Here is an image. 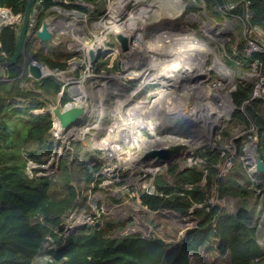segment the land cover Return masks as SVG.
Masks as SVG:
<instances>
[{
    "label": "trees",
    "instance_id": "obj_1",
    "mask_svg": "<svg viewBox=\"0 0 264 264\" xmlns=\"http://www.w3.org/2000/svg\"><path fill=\"white\" fill-rule=\"evenodd\" d=\"M75 1L43 0L37 27L42 25L54 5L86 12L83 6L74 4ZM78 1L94 4L98 0ZM202 1L205 6L221 8L224 3H247L249 23L264 31V0ZM26 4L27 0H0V8L9 10L13 15L24 13ZM97 8L101 10L99 6ZM237 10L239 12L240 8ZM16 41L14 27H1L0 57H10ZM43 46L45 43L31 36L26 40L18 59L0 70V264H32L45 237H50L56 244L54 249L45 251L54 264H255L264 261V252L257 242L258 220L254 221L256 205L251 207V211L239 206L235 212L228 214L219 204H209L214 193L218 202L233 198L237 199L238 204L240 201L249 203L253 192L236 184L230 176L217 177L215 166L220 161V152L217 150L196 154L195 158L203 161L202 169L192 166L178 170L176 164L169 165L167 174L172 178L171 183H162L161 178L158 180L160 175H155L153 184L162 196L138 195V204L148 212L161 215L172 213L180 221L181 218L191 217L196 223V227L176 244L159 237H145L141 233L124 235L123 232L133 225L131 219L109 221L104 220V216L100 217L97 227H80L75 235L68 236L66 240L58 238L63 218L74 208L79 198L80 190L72 185L79 177L74 176L73 170L64 161L58 164L57 180L54 176L44 177L32 173L29 178L26 174L28 161L39 165L44 156H50L53 152L54 139L49 135L52 129L51 116L36 112L56 102L62 85L52 77L39 80L28 77L27 66L35 62L50 70H65L71 55L56 57L53 53L45 52ZM243 47L242 42L235 47V53H238L236 58L241 62L245 61L239 55ZM226 49L228 53L231 52L228 47ZM256 57L264 65V55ZM115 69L116 66H113V71ZM86 80L89 79L84 74L76 87ZM251 90L250 83L236 85L231 94L236 109L231 117L241 125L246 126L249 121L255 126L259 139L257 155L264 161V100H250ZM81 93L77 100L82 99ZM227 99L225 95L224 101ZM69 100L70 97L65 93L61 97V104ZM245 101L249 102L241 112L239 108ZM57 132L54 129L55 135ZM243 141L244 137L235 141L234 162L241 155ZM57 145L60 143L57 142ZM79 164L85 169L80 180L87 186L100 170L101 164L96 163L91 167ZM99 180L97 176L96 182ZM53 186H56L54 190ZM259 204L262 208L257 215L264 211V198ZM179 224L186 223L181 221ZM53 230L57 233L54 234ZM203 247L209 249L201 252ZM210 250L216 256L210 257Z\"/></svg>",
    "mask_w": 264,
    "mask_h": 264
},
{
    "label": "rangeland",
    "instance_id": "obj_2",
    "mask_svg": "<svg viewBox=\"0 0 264 264\" xmlns=\"http://www.w3.org/2000/svg\"><path fill=\"white\" fill-rule=\"evenodd\" d=\"M108 1L111 0H104V3L102 2L103 10L100 13L105 11L106 3L108 5ZM163 1L165 3V1L168 2L169 0ZM163 1L150 0L149 4L155 3L154 5L156 6L164 4L161 3ZM149 9H152V11L156 12V15H159V17H156L154 14L149 19L144 18V21H141L142 23L139 22L132 26L131 20L133 19H129V22L127 23H116L114 28L106 27L107 23H104V34H101L100 36L98 34H94L95 37L92 45H89L88 39L83 41V44L86 46L85 50L96 45L101 49L99 57H96L97 55L94 53L95 61L93 63H91V60L89 59L88 52L90 49H88L87 59L89 63L93 65L90 73L86 74L89 80L82 82L80 84L81 86H78L79 88L75 87L74 91H76L78 95L80 91L83 92L80 95L85 97L83 100L86 101L88 109L85 113H88L90 110V112L87 114L88 124H92L93 121H95L94 126L96 128L104 129L106 132L105 137L102 138L103 140L101 141V144L104 146L99 147V144L97 143L102 135L99 134V136L95 135L93 137V131H89L87 134H82L81 137L79 134H75L76 137H74L58 132V135L57 133L55 135L53 132L57 127L56 124L54 125L53 121V131L52 136H50L52 139H54L52 144V154L50 156H44L41 159L39 165L28 161L26 174L29 178L32 176V173H36L38 176H54L53 178L57 180L59 178V174H57L58 164L60 161H64L66 162V165H69L70 169L73 170L74 176L79 177L72 184L74 187L80 190L79 198L77 199L72 210L73 214H76L79 211H84L85 214L94 218L93 223H97L98 225H100L101 216L105 217L104 220L109 221L115 220L117 217L118 220H125L129 218L133 222V225L123 232L124 235L141 233L145 237H159L166 239L169 243L176 244V242L182 239L186 232L196 227V223L193 220L190 223H187L190 219H192L191 217L181 218V221L186 223L185 225H181L179 224V222H181L180 219H176L172 213H166L165 215L149 214L138 204L135 198H132L131 200H123L118 204L117 207L115 206V191H117V188L120 187V185L125 184L128 185V187L135 189L138 181L149 179V171L148 168L143 166L144 164L140 162L138 164L136 161V165L134 164V166L131 163V159L119 160L120 157L115 155L117 152H113L115 149H117V146L113 141H111L113 138L112 135L113 133L118 132L120 128L115 122V114L110 113L111 110H114L115 104L119 100L121 94L123 95L124 99L128 98V91L123 92L119 89L124 88L122 85H134L133 87L137 88V92L135 88H131V94H135L139 102L145 100H154L155 102V100L163 99L153 104V106H158L156 109H152L154 114H158L154 119H158L159 117L163 118L165 114V117L167 118L162 120L163 124L167 127H172L176 122L182 120V118L181 115H179L175 120L174 116L172 120V118L169 116V113H180V108L184 103L189 101L191 105H195L198 109V114L200 115H202L203 109L207 112H213V110H216V108L214 104L208 100L210 96L213 97L216 94H219L222 100V97L224 96L222 92L229 89L227 84L239 85L251 83L254 85L255 79L249 75L248 60H243L244 62H241L236 58L238 53H235V47L239 42H245L239 27H235L234 34L232 31H230L229 28L235 26V20L229 18L226 15V9H222L221 7L215 5L205 6L202 0H180L176 8V10H178V14L175 17L173 16L175 14L173 12L170 13V11L169 14H167L169 17H162L163 14H159L163 13L161 7L154 8L153 5H150ZM95 10L96 8L93 11ZM186 11L196 14L199 19L197 20L196 17H193L192 15H189V17L193 18V20L189 17L186 18ZM94 13L95 12L91 11L89 16L93 18L92 14ZM50 16L53 15L51 14ZM207 20L211 22L210 25L207 23ZM227 20L230 22L229 26L226 25ZM72 25L75 26L74 28L77 27V24ZM127 25H130V27L127 28ZM74 28H72L70 32H73L75 30ZM88 31L90 33H93L94 31V29L91 27V24L88 27ZM118 31L125 35H127L129 32L136 34L134 50L138 54L140 53L143 59L148 62V67H150L148 68L149 74H146V71L142 73L135 70H139L137 67L139 58L134 57L133 60L136 62V66L133 64L128 65L126 72L127 74L123 76L125 66L122 60L124 61L125 59L121 58V56L117 54L119 52L118 50L115 51V38L111 35H108L109 33L116 34ZM187 32L189 35L186 34ZM90 33L88 34V37H90ZM134 34L132 35L133 37H135ZM105 35L107 37L104 41ZM168 35L173 37L170 42L172 44V48L175 46L177 47L176 49L174 48L175 50H171L170 52L168 49H166V45H162V48L159 47L160 42ZM56 37L57 40L52 38L50 43H45V50L49 54L53 53L56 57L60 58L63 55H71V57L74 56L73 58L75 62H80L83 60L84 50L74 47L71 51L73 45L71 44V37L68 33L56 35ZM157 41L158 46L155 47ZM174 42L175 44H173ZM178 43L180 44V47ZM192 43H196L200 46V50L197 53L196 51L194 52V49H190ZM182 44L186 45L183 46ZM227 47L231 49V52H227ZM151 48L156 49L158 56L153 57V55L149 54V50ZM164 50H167L166 55L162 54V51ZM191 50H193V53ZM214 52L219 57L218 61H214ZM168 54H179L177 62L178 64L180 63L179 73L175 72L174 70H162L164 63L170 61L169 57L167 56ZM149 55L151 57H149ZM84 56L86 58V55ZM174 58V56H171L172 64L175 60ZM140 59L142 58L140 57ZM222 63L225 64L226 68L232 70V73L234 74H232V76H234V83L230 82V78L226 76V69ZM80 64L79 70L74 69L63 78L64 83L80 80L85 72L86 63ZM145 65L146 64H143L142 66ZM214 65H217L216 69H214ZM113 66H116L114 71ZM130 66L134 69H132ZM186 66H188V68ZM76 70H78L75 74L76 76L73 77V72ZM183 73L186 76L183 75L181 77ZM119 75H122L119 78V81L121 82L118 81ZM172 78H177L176 80L173 79L175 80L173 84L178 85L179 87L172 90V92L167 95L166 91H169L171 87L164 86L162 90H160V86L167 83V81L171 83L173 81ZM213 85H216L215 90L212 88ZM70 86H72V84H69L67 88ZM159 90L161 94L157 93ZM81 100L82 99H79L77 102H80ZM170 101L171 103H169ZM134 102L136 104L135 100ZM231 115L232 112L226 119L225 116L220 115L221 124L220 126L218 125V128L214 129L213 136L206 137L207 135H204L206 133L204 132V129L200 128V124H187L189 133L180 137L187 140L184 142L186 148L183 151L182 156H180L172 164H176L178 170L191 166L201 169L203 165L199 158H195L196 154H202L206 150H217L220 153L223 152L226 155L228 154V148L231 147L230 143H232L236 150L235 141L236 139L241 138L239 135H241L242 128L237 122L233 121ZM109 116L111 118H109ZM100 119L106 120L107 124L101 123ZM151 121L152 120H149L148 123L152 127ZM165 121L167 122L165 123ZM169 121L171 122V125H169L170 123L167 124ZM123 122L128 123L127 119H124ZM183 127L184 126H180L178 131L180 132V129ZM151 129L152 128H150V131ZM53 135L55 137H53ZM164 135L167 134L165 133ZM159 139L161 144H164L167 141H178L172 140L175 138H172L169 135L160 137ZM57 142L60 143V145H57ZM100 150H102V153ZM104 150H106V152H103ZM111 153L112 156L110 155ZM67 154H69V156ZM74 154L76 155L75 157ZM184 154L186 157H183ZM95 162L101 164V167L98 173L94 175L93 180H91V182L87 185L88 188L86 189L87 186H85L82 179L80 180L85 169H82L79 163L88 164L89 167H91L96 164ZM251 166L252 163L244 165V162H239L238 158L237 162H233V167L225 176L232 177L236 184L253 191L252 196L250 195L249 197V203L247 201H240L238 204L237 199L227 198L225 202H218V204L228 214L235 212L239 206L245 207L246 209L248 208L251 211V207L256 205L254 221L258 220L256 227L258 239L257 242L264 252V211L260 215H257V213L262 208V205L259 204V202L264 198V196H262L264 190V174L251 173ZM241 169L244 171V173ZM156 175L161 176L158 177V180L161 178L162 183L172 182V178L167 174V167L159 169L156 172ZM97 176L100 179L99 182H96ZM128 177L130 178L127 180ZM55 188L56 186H53L52 190ZM68 215L69 213L62 221L64 228L67 226L66 220L68 219ZM116 215L118 216L115 217ZM88 225L91 224H85V226ZM60 227L62 228V231L59 232L57 236L62 240H66L70 235H75L78 230L74 228L70 230L71 233H68L62 226ZM53 233L56 234L57 231L53 230ZM54 245L56 244L53 243V240L50 237H45V241L43 242L39 253H37V255L34 257L32 264H54L45 254L47 249H54ZM208 249L209 248L206 249L203 247L201 252ZM210 252V257L216 256L212 250H210ZM200 253L198 255H200ZM190 264L194 263L190 262ZM255 264H264V261L262 263H258L257 261Z\"/></svg>",
    "mask_w": 264,
    "mask_h": 264
},
{
    "label": "built area",
    "instance_id": "obj_3",
    "mask_svg": "<svg viewBox=\"0 0 264 264\" xmlns=\"http://www.w3.org/2000/svg\"><path fill=\"white\" fill-rule=\"evenodd\" d=\"M114 1L115 0L108 1V5L106 3V8H105V11L103 13H100V12L103 10L104 0H102V1L98 0L94 4H92V3L86 4V3H83V2L78 1V0L74 2V4H76V5L83 6L86 9V12H81L77 9H68V8L56 6V5L52 6L51 11L49 13V16H47V18L45 19V22L48 24V31L51 33V41H52V38L57 40L56 35H63L65 33H68L71 37V44L73 45V47L71 48V51L74 47H76L77 49L79 48V49L83 50L81 47L77 46V44L80 43V41H82V40L85 41V39H88L89 45H92L93 44L92 42H93L94 37H95L94 34H98L99 36L101 34H104V32H102V29L97 26V23H99L100 21L106 22V21L110 20L109 10H110V6L114 5L113 4ZM42 3H43V0H36L33 5H38L39 9L35 10V9L31 8V10H30L29 20H28V24H27L26 40H29L31 36L36 35L37 31H40L41 26L37 27V18H38ZM63 3L68 4L66 1H63ZM98 6L101 8V10H98V8H97ZM95 8H96L95 11H97V12L93 11ZM126 8L128 9V11L130 13L133 10L134 6L129 5ZM238 8H240L239 12L237 10ZM222 9H226V13H227L226 15L229 18H232L235 20V26L230 27L229 28L230 31H232V33L234 34L235 33V27H239L241 29V32H242V37H243V40L245 43H243V41H241L243 43L244 47H243V50L239 53V55L241 58L245 59V61L248 60L249 75L255 79L254 85L250 83L251 87H252L250 100H264V65L260 61V59L258 57H256V55H264V31L259 26L251 25L249 23L250 13H249L247 3H238V4L224 3ZM91 11L95 12L94 14H92L93 18H91V16H89ZM116 13L121 20H126L129 16L128 13L127 14L123 13V10L119 9V8H117ZM51 14L53 16H50ZM186 14H187L186 18L189 17V15H192L193 17H196L197 20L199 19L196 14L189 13L187 11H186ZM189 18H191V17H189ZM191 19L193 20V18H191ZM207 23H209V25L211 24V22L209 20H207ZM229 23L230 22H228V20H227L226 25L229 26ZM70 24L71 25L77 24L76 29L73 31L74 33L69 32V31L65 32V30H67L65 28L70 26ZM90 24H91V27L94 29L93 33H90L88 31V27L90 26ZM215 25H216V23H215ZM3 26L14 27V31H15L16 35H18L19 26L14 25V24H9L8 22L0 19V29ZM88 33H90V37H88ZM133 34H134L133 32H129L127 35L122 34L127 38V41H128V49L124 52H122L119 49L118 43L115 40V43H116L115 51L118 50L119 52L117 54H119L121 56V58L125 59L124 61L122 60L124 66H125L123 76L125 74H127L126 72H127L128 65L133 64L136 66V62L133 60L134 57L139 58V63L137 66L139 70H137V69H135V70L140 71L142 73L144 71H146V74H149L148 68H150V67H148V62L145 59H143V57L140 53L138 54L134 50L135 49L134 42L136 39V34H134L135 37L132 36ZM106 37L107 36L105 35L104 41L106 40ZM104 41H103V43H104ZM50 42H48V43H50ZM129 47H130V49H129ZM88 49H93L94 53L97 55V50L100 51L101 48L98 47L97 45L94 47L87 48L86 50L83 51V53H84L83 54V60H81L80 62H75L74 58H73L74 56L71 57L70 58L71 60L69 59L67 61V67L65 70H57V69L50 70L43 64H37L35 62L31 63L32 65L39 68V70L42 74V77H52V78H55L61 82L62 85L60 87V95L63 93H67L70 97L69 101H67L63 105H60L61 110L63 108L64 109L69 108L70 106H81L82 108H84L85 112L88 110L87 109V103L85 100H83L85 97H82V100L80 102H77L78 93H76V91H74V90H75V87L78 85L79 80L78 81L65 82V83L63 80V78L67 74L72 72L74 69L79 70L80 65H81L80 63H86L84 74L90 73L93 65L90 64L88 59H87ZM44 50H45V47H44ZM45 52H47V51L45 50ZM84 55H86V58ZM139 56L142 59H140ZM127 59H130V60H127ZM143 64H146L147 66L146 65L142 66ZM131 68L134 69L133 67H131ZM78 70L73 72V77L75 76V74ZM27 76L32 78L31 74L28 72H27ZM121 76L119 75L118 81H119V78ZM119 82H121V81H119ZM69 84H72V86L67 88V86ZM122 86H124V88L119 89V90H121L123 92L128 91V98L124 99L123 95L121 94L119 97V100L115 104L114 110H111V113H110V114L116 115L115 122L117 123V125H119V128H120L118 130V132L113 133V135H112L113 138L111 139V141H113L115 143V145L123 153L120 155L119 160L129 159V157H126L125 151H131L133 153V156L138 160L139 155L147 149H163V148H168L169 146L175 145V144H183L184 145V142H186L187 140L182 139L180 137H182V135H186L187 133H189L186 124L176 126L177 132H179L178 128L180 126H184L183 128L180 129L179 133L181 135L177 136V135H173V134L164 135V133H166V131L168 129L175 127V124L172 127H167L163 124L162 120L167 118V117H165L164 113H163L164 114L163 118H160L158 116L159 118L156 120V124L153 125V127H151L148 123L149 120H153L158 115L157 113L154 114V112L152 111V109H156L158 107L157 105L153 106V104H155L156 102L163 100V99L155 100V102H154V100H151V101L145 100V101L139 102V100L136 98L135 94H131V90H130L131 88H135L136 92H137V88L133 87L134 85H122ZM215 86L216 85H213V87H212L214 90H215ZM170 87H171V89L169 91L168 90L166 91L167 95H169L172 92V90L177 89L178 85H170ZM227 87L229 89L222 92V93H226L228 96V99L226 101H223V100L217 101L215 98L211 100V102L214 104V106L216 108V111L220 110V112H219L220 115L225 116V119L227 117H229V114L231 112L233 113L234 110L236 109L233 106L232 101H231V94H232V92L235 91L236 85H227ZM166 92H165V94H166ZM134 97H135V99H134ZM133 99L136 101V104H135ZM248 102L249 101H245L243 103V105L239 108V110L241 112H243V109L248 104ZM57 103H59V101ZM133 104H134V106H133ZM53 107H54V105L51 104L49 106V110L51 111V109ZM191 110L195 111V105H193V104L191 105ZM89 112H90V110H89ZM88 113H86V114H88ZM128 113H130V114H128ZM169 116L173 120L174 114L169 113ZM109 118H111V117L109 116ZM124 119H127L128 123L123 122ZM100 120H101V123L107 124L106 120H104V119H100ZM182 120H180V121H182ZM194 121H197L198 124L201 123V120L196 118V117L194 118ZM94 123H95V121H93L92 124H88V125L83 126L76 133L68 131V132H66V134H68L69 136H74V137H76L75 134H79L81 137L82 134H87L89 131H93V137L95 135L99 136V134L102 135V137L97 141V143L99 144V147L104 146L103 144H101V141L103 140L102 138L105 137L106 132L104 131V129L96 128L94 126ZM239 125L242 128L241 135H239V136L244 137V141L241 145V155L239 156V162H241V163L244 162V165H247L248 163H252V166H251L252 169H250L251 173L264 174V173H257V172H255V169H254V158H255V154L257 155L258 141H259L257 129L249 121H248V125H246V126L241 125V124H239ZM163 126H165V127H163ZM150 128H152L151 131H150ZM119 131H120V133H119ZM159 133H162V134H159ZM156 135L159 138L169 135L178 141H174V142H171L167 145H164V144L160 143V141H159L160 139L157 138ZM132 136H134V138L137 141L133 140ZM211 136H213V134ZM144 138L150 139V141L158 147H150V144H148L144 140ZM230 146L231 147L228 148V154L225 155L223 152L220 153V161H218V163L215 166L217 171H218L217 172L218 178L225 177L229 173L231 168L233 167V162H234V157L236 155V150H235V147L232 145V143H230ZM100 152L102 153V150H100ZM103 152H106V150H104ZM200 161H201V163H203V161L201 159H200ZM139 162L140 161L138 160V164H139ZM140 163H142V162H140ZM142 164H147V168L149 171L148 172L149 179L138 181L135 189H132L131 187H128V185H125V184L120 185V187L117 188V191H115L116 192L115 196L118 195L119 199L131 200L132 198H135L137 200L139 194H146V195H150V196H153V195L162 196V193L158 192L155 189L154 184H153V179H154V176L156 175V172L163 167H154L153 168L152 167V161L142 163ZM186 168H188V167H186ZM252 170H253V172H252ZM129 178L130 177H128L127 180ZM209 204H210V206L218 204V201L215 198V193H214L213 197L210 199ZM197 207H200V206H197ZM205 210L208 211V208H206ZM71 211L69 212L68 219L66 220L67 221L66 228H64L62 223L60 225L68 233H71L70 230H72L74 228L78 229L80 226L85 225L86 223H90L91 225L94 224L93 223L94 218H92L90 215L85 214L84 211H79L76 214H73V211L72 212ZM78 220H80V221H78Z\"/></svg>",
    "mask_w": 264,
    "mask_h": 264
},
{
    "label": "water",
    "instance_id": "obj_4",
    "mask_svg": "<svg viewBox=\"0 0 264 264\" xmlns=\"http://www.w3.org/2000/svg\"><path fill=\"white\" fill-rule=\"evenodd\" d=\"M35 1L36 0H27L24 13L15 16L9 10L0 8V16L5 19L6 22L19 26L15 50L10 57H0V70L8 67L10 64L15 62L22 54L24 45L26 43V32L30 10L31 8L35 10L39 9L38 5H33ZM35 36L43 43H48L51 41V33L48 31V24L46 22L42 23L40 31H37ZM114 38L117 41L119 49L122 52L128 49V41L124 35L117 34L114 36ZM99 53L100 51L97 50V57H99ZM88 56L91 60V63H93L95 61L93 49L89 50ZM27 71L36 80L42 78V74L39 68L32 64L27 66ZM190 111L191 104L188 101L184 103L180 108V115L182 116L183 120L176 122L175 127L168 129L166 131V134L180 136L181 134L176 131V126L193 123L195 116H193ZM44 115H51L58 124L59 128L62 130V133H66L71 130H73L71 132L76 133L80 128L88 125V115L85 113L84 108H82L81 106H70L69 108H63L61 110L59 105H55L51 111H45ZM49 135H51V132L49 133ZM185 148L186 147L183 144H175L163 149H147L139 155L138 160L142 163L152 161L153 168L168 167L170 164L174 163V161H176L180 156H182ZM183 157H186V155L184 154ZM254 169L257 173H264V162L256 154L254 158ZM115 198L119 199V196L117 195L115 196ZM97 226L98 224L95 223L94 227Z\"/></svg>",
    "mask_w": 264,
    "mask_h": 264
},
{
    "label": "bare ground",
    "instance_id": "obj_5",
    "mask_svg": "<svg viewBox=\"0 0 264 264\" xmlns=\"http://www.w3.org/2000/svg\"><path fill=\"white\" fill-rule=\"evenodd\" d=\"M149 1L150 0H115L114 2H113V4L114 5H111L110 6V10H109V14H110V20H108V21H106V22H103V21H100L99 23H97V26L98 27H100L101 29H102V32H105V28L103 27V24L104 23H107V25H106V27H111V28H114V26L116 25V23L117 24H122V23H127V22H129V19H133V20H131V26L132 25H134V24H137V23H139V22H141V21H144L143 19L144 18H147V19H149L152 15H154L155 14V16L156 17H159V15H156V12H154V11H152V9H149L150 8V5H153L154 6V8H156V7H161V10H162V12L163 13H159V14H163V16L162 17H169L167 14H169V11H170V13L171 12H173L175 15H173L174 17L178 14V10H176V8H177V4L179 3V1L180 0H167L168 2H166L165 1V3H164V1L163 2H161V3H164V4H160V5H154V4H149ZM153 1V0H152ZM158 1V0H157ZM129 5H132V6H134L135 7V9L133 8V10L129 13V11H128V9L126 8L127 6H129ZM117 8H119V9H122L123 10V13H128L129 14V17H128V19H126V20H121L119 17H118V15H117ZM0 19L1 20H4L2 17H0ZM112 22V23H111ZM142 23V22H141ZM128 27H130V25H127V28ZM65 29H67L68 30V27H66ZM190 30V29H189ZM188 30V31H189ZM66 31V30H65ZM69 32H70V30H68ZM189 33H190V31H189ZM189 33L187 32L186 34L187 35H189ZM89 34V33H88ZM117 34H121L120 33V31H118V33H116V34H111V33H109L108 35H112L113 37L115 36V35H117ZM172 35V34H171ZM171 35H168V36H166L161 42H160V45H159V47L160 48H162V45H166V49H168V51L170 52L171 50H175L177 47L175 46V47H173L172 48V44L170 43L171 42V39L173 38ZM168 41V42H167ZM158 41L156 42V44H155V47L156 46H158ZM173 44H175V42L173 43ZM179 44V43H178ZM177 45V44H176ZM183 46L184 45H186V44H182ZM190 45V44H189ZM77 46H79V47H86L85 46V44H83L82 43V41H80V43H78L77 44ZM179 47H180V44H179ZM175 48V49H174ZM190 48V47H189ZM190 49H194V52L196 51V53L200 50V46L198 45V44H196V43H192L191 44V48ZM189 49V50H190ZM85 50V49H84ZM182 50V49H181ZM192 51V53H193V50H191ZM157 51H156V49L155 48H151L150 50H149V54L150 55H153V57L154 56H158L157 55V53H156ZM166 53H167V50H164V51H162V54H165L166 55ZM195 54V53H194ZM149 55V57H151ZM178 55L179 54H168L167 56L169 57V62H167V63H164V66L162 67V70L164 71V70H167V71H171V70H174L175 72H177V73H179V67H180V63L178 64L177 62H178ZM171 56H174L175 58V60H174V62H173V64H172V59H171ZM97 57V56H96ZM214 57H215V60L214 61H218V59H219V57L216 55V53L214 52ZM153 64H156V63H153ZM152 64V65H153ZM223 64V63H222ZM224 66H225V64H223ZM168 66V67H167ZM215 66V65H214ZM217 66V65H216ZM216 66L214 67V69H216ZM187 68H188V66H186ZM186 69V68H185ZM191 69V68H190ZM209 69V68H208ZM225 69H226V76L227 77H229L230 79V82H232V83H234V81H233V77L234 76H232V70H229L228 68H226V66H225ZM207 71V70H206ZM183 75H185L184 73L181 75V77L183 76ZM234 75V74H233ZM186 76V75H185ZM149 78V77H148ZM173 79H177V78H172V80ZM175 80H173L171 83L169 82V81H167V83H165L164 85H161L160 86V90H162V88L165 86V87H167V86H170V85H174L173 84V82L175 81ZM228 85V84H227ZM179 87V86H178ZM160 90L159 91H157V93L158 94H161V92H160ZM224 94V96L225 95H227L226 93H223ZM224 96L222 97V100L224 99ZM216 99L217 101H221V96L219 95V94H216L215 96H210L209 97V101L211 102V100L212 99ZM224 101V100H223ZM169 103H171V101L169 102ZM183 104V103H182ZM191 112V114L193 115V116H197L196 118H198V119H200L201 120V123H200V125H201V129H204V132L206 133V134H204V135H207L206 137H208V136H211L212 134H213V132H214V129L215 128H218L219 126H220V124H221V121H220V111L219 110H213V112H207L206 110H204L203 109V111H202V115H200V114H198V109H197V107L195 106V111H193V110H191L190 111ZM180 115V113L179 112H177V113H175L174 114V116H175V118H174V120L178 117ZM116 116V115H115ZM181 118H182V116H181ZM156 120L157 119H153L152 121H151V124H152V127H153V125H155L156 124ZM167 121H165V123H166ZM170 123V124H169ZM167 124H169V125H171V122L169 121ZM166 124V125H167ZM219 125V126H218ZM163 127H165V126H163ZM201 131V130H200ZM203 131V130H202ZM153 132V131H152ZM202 133V132H201ZM155 134V133H154ZM156 137H157V135H156ZM158 138V137H157ZM132 139L133 140H135V141H137L133 136H132ZM144 140L148 143V144H150V147H158V146H156L155 144H153L151 141H150V139H145L144 138ZM172 140H175V139H172ZM172 141H167L166 143H164V145H167V144H169V143H171ZM197 145L199 146V144L197 143ZM192 146V145H191ZM117 149H115L113 152H117V154H115V155H117V157H120L119 155H121V154H123L122 152H121V150L120 149H118V147H116ZM196 149V148H195ZM125 153H126V157H129V159H131L132 161H131V163H132V165H134L135 164V162L137 161L138 162V160L133 156V153L131 152V151H125ZM111 156H112V153L110 154ZM110 156V157H111ZM189 157V156H188ZM144 167H146L147 168V164H144L143 165ZM156 169V168H155Z\"/></svg>",
    "mask_w": 264,
    "mask_h": 264
},
{
    "label": "clouds",
    "instance_id": "obj_6",
    "mask_svg": "<svg viewBox=\"0 0 264 264\" xmlns=\"http://www.w3.org/2000/svg\"><path fill=\"white\" fill-rule=\"evenodd\" d=\"M44 23V22H43ZM43 43V42H42ZM30 65V64H29ZM48 68V67H47ZM29 73V72H28ZM33 78V77H32ZM63 94H65V93H63ZM63 94H61L60 95V93H59V95H58V98H57V100H56V102L55 103H53V105L55 106V105H59V107H60V105H63V104H61V97L63 96ZM69 96V95H68ZM59 101V103H57ZM65 104V103H64ZM51 105V104H50ZM49 105V106H50ZM49 106H48V108L46 109V110H41V111H38V112H36V114H38V113H40V114H44V112L45 111H47V110H49ZM53 109V108H52ZM51 109V110H52ZM50 111V110H49ZM49 116H51V115H49ZM51 120H52V122L54 121V125L56 124V121L52 118V116H51ZM187 124H189V125H195V124H198V122L197 121H193V123H187ZM187 124H186V126H187ZM199 125V124H198ZM57 130H58V133H61V134H63L62 133V130L59 128V126L56 128ZM52 131H53V127H52V129H51V135L50 136H52ZM54 133V132H53ZM58 133H57V135H58ZM66 134V133H65ZM53 137H55L54 135H53ZM171 165V164H170ZM180 170H182V169H180ZM216 205V204H215ZM85 225H82V226H80V227H84ZM79 227V228H80Z\"/></svg>",
    "mask_w": 264,
    "mask_h": 264
},
{
    "label": "crops",
    "instance_id": "obj_7",
    "mask_svg": "<svg viewBox=\"0 0 264 264\" xmlns=\"http://www.w3.org/2000/svg\"><path fill=\"white\" fill-rule=\"evenodd\" d=\"M44 22H45V21H44ZM74 27H75L74 25H71V24H70V26H68V29L71 31V29L74 28ZM74 29H76V28H74ZM83 41H84V40H82V43H83ZM82 49L84 50L85 48L82 47ZM114 201H115V203H116L115 206L117 207L118 204L121 203V201H123V200H122V199H116V198H115ZM121 205H122V204H121ZM119 206H120V205H119ZM147 212H148V211H147ZM148 213H149V214H154V213H151V212H148ZM117 216H118V215H116L115 217H117ZM116 219H118V217L115 218V220H116ZM112 221H113V220H112ZM191 221H192V219H190V220L188 221V223H190ZM93 227H94V226H93ZM186 233H187V232H186ZM186 233H185V234H186ZM185 234H184V235H185ZM182 238H183V237H182Z\"/></svg>",
    "mask_w": 264,
    "mask_h": 264
}]
</instances>
